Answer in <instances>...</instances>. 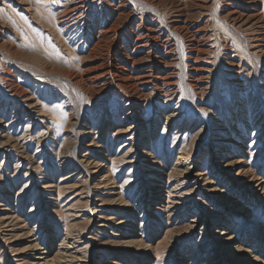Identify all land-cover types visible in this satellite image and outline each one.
Here are the masks:
<instances>
[{
    "label": "rangeland",
    "instance_id": "374dc122",
    "mask_svg": "<svg viewBox=\"0 0 264 264\" xmlns=\"http://www.w3.org/2000/svg\"><path fill=\"white\" fill-rule=\"evenodd\" d=\"M0 264H264V0H0Z\"/></svg>",
    "mask_w": 264,
    "mask_h": 264
},
{
    "label": "bare ground",
    "instance_id": "6f19581e",
    "mask_svg": "<svg viewBox=\"0 0 264 264\" xmlns=\"http://www.w3.org/2000/svg\"><path fill=\"white\" fill-rule=\"evenodd\" d=\"M225 233H226V232H225ZM258 240H259V239H257V241H258ZM261 242H262V241H260L259 243H261ZM261 244H262V243H261ZM250 261H251V260H250ZM251 262H252V261H251ZM251 262H250V263H251Z\"/></svg>",
    "mask_w": 264,
    "mask_h": 264
}]
</instances>
